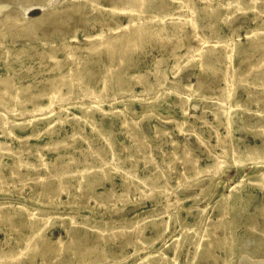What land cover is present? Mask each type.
Returning <instances> with one entry per match:
<instances>
[{
    "label": "rangeland",
    "instance_id": "374dc122",
    "mask_svg": "<svg viewBox=\"0 0 264 264\" xmlns=\"http://www.w3.org/2000/svg\"><path fill=\"white\" fill-rule=\"evenodd\" d=\"M3 1L0 19L9 14L17 21L0 23V77L9 78L7 90L0 82V249L34 239L31 212L51 217L43 235L65 245L49 255L53 264H146L147 255L152 264L164 257L239 264L245 252L264 264V191L251 183L264 167L226 166L211 179L192 176L179 159L185 146L202 167L210 162L207 150L218 152L219 135L240 152L261 143L245 125L264 118V0L228 17V0H190L189 7L187 0H151L146 15L156 18L134 19L146 27L143 37L112 60L106 44L88 37L120 32L130 21L114 8L120 0ZM193 30L204 37L201 58L185 53L188 43L198 47ZM226 43L234 45L229 58ZM257 59L263 65L244 75L228 101L236 106L226 129L211 112L224 73ZM60 77L62 92L72 84L61 101L25 100ZM126 171L140 177L138 189L123 184ZM181 172L192 176L182 183L192 185L178 187ZM151 181L157 188L146 191ZM175 192L182 200L168 214ZM135 224L144 227L137 251L129 244ZM208 225L212 248L200 257L193 241ZM97 229H105V239H97ZM32 254L23 251L22 264H31ZM34 257L39 264L40 253Z\"/></svg>",
    "mask_w": 264,
    "mask_h": 264
},
{
    "label": "bare ground",
    "instance_id": "6f19581e",
    "mask_svg": "<svg viewBox=\"0 0 264 264\" xmlns=\"http://www.w3.org/2000/svg\"><path fill=\"white\" fill-rule=\"evenodd\" d=\"M94 1V0H92ZM187 6L189 7L190 0H187ZM151 0H120V6H115L116 10L122 11L127 13V15L131 18L130 21L124 25V26H118V29L121 30L117 33H110L107 36H102L101 34L96 36H90L88 37L89 40L95 41L98 40L99 44H106V48H104L105 53L109 56L110 60L114 59L120 54V50H130L128 46L131 45V43L136 39H141L145 32L146 27L144 26L143 22H140L139 24L134 21V19H139L142 15H145L146 20L145 22H148V20H154L157 15H146L147 9L149 5L151 4ZM227 10V17L232 15L236 11H242L244 12L247 8H254L256 9L258 6V0H228L226 2ZM8 5L4 3L3 0H0V14L3 12L5 8H7ZM17 21V18L10 16L9 14H5L3 19H0V23L7 24L9 22ZM144 22V23H145ZM192 37L196 39L197 42H195L198 47L195 50V47L188 43L186 45V54L192 53L196 57H203L204 55V43L203 39L204 37H201L196 30L192 31ZM182 46V41H177L175 44L176 48H180ZM233 44L226 43L225 53L227 57L229 58L233 52ZM77 47H70L69 50L71 53V50H74ZM264 48V47H261ZM122 59H120L121 61ZM263 65V61L261 59H257L254 63L247 61L246 69L241 72H237L235 69H230L224 73L223 80H224V86L220 90V93L218 94L217 101L215 106L211 109V112L215 118V120L220 121L221 118L225 119V128H229L230 124V117L231 112L234 109V106L231 102H228L232 95L234 88L239 81L244 80V75L246 73H249L254 70H259V68ZM62 77V76H61ZM60 79L55 80L54 78H48V81L51 84L50 89L44 90V91H38L35 94H29L25 100H32L34 97H43L48 96L49 98V105L53 102H59L63 99L66 93L70 92L72 89V84H67V90L66 92H62V86L63 83L60 81ZM156 84L160 83L161 76H157L156 78ZM9 78L6 77H0V82H2L5 85V90H7V87L9 86ZM27 86H21V91L26 90ZM17 95V94H16ZM23 100V101H25ZM22 101V100H20ZM229 103V104H228ZM180 104L182 107L184 106L182 103V100L180 101ZM42 108V106H39ZM206 109V106L204 107ZM183 113H185L184 107H183ZM246 129L250 131L253 134V137L261 139V143L254 144V145H245V149L240 152L235 145H232L229 143V141L226 140V135H219L217 137V146H218V152H211L207 150V158L210 162L203 165L202 167L197 164L198 157H193L192 154L189 152V150L183 146L180 150L179 159L180 162L183 164L185 170H192L193 173L192 176H198L202 173H208L209 177L212 179L215 176L220 175L223 172L224 167L231 166V167H240L245 165H251L255 168L258 167H264V118L262 116H257L256 120L251 125H245ZM197 140L201 142L200 137L197 135ZM174 145L176 144L173 141ZM191 175H184L182 172L180 173V178H183L181 182H179L178 187H188L192 185L193 183H182L186 182L188 178L192 177ZM140 177L132 175L128 171H126L125 174L122 176V182L124 185H126L127 188H130L133 186L134 188L138 189V184L136 182H140ZM254 186L264 191V172L257 170L254 180L251 182ZM155 188H157L156 183L154 181H151L149 183H145L144 189L146 191H153ZM238 185H235L233 189H237ZM182 200L181 197L175 192V200L173 203H166V211H168V208L175 205L176 203H179V201ZM264 211V207H263ZM169 214V211H168ZM28 217L30 219L29 228H31V235L34 237V239L31 241H27L25 245L22 248H15L10 247L7 251H2L0 249V258L3 256H8L12 259V261L15 262V264H22L23 260L21 259V253L23 251H31L33 252L32 256L29 258L31 260V264L34 262V254L36 252H39L41 255V261L38 262L39 264H53L52 257H49L50 254L53 252L55 254H59L63 248L64 243L61 239H57V241L52 243L47 239L45 235H43L44 228L46 226H49V221L51 217H37L35 214L29 212ZM72 219V218H71ZM152 225L156 226L157 224L155 222L152 223ZM254 227V226H253ZM66 232L69 233V229L65 228ZM104 231L105 229H97V239L104 238ZM143 231L144 227L141 225H133V229L131 231L129 240V244H131L135 251H137V241L143 242ZM212 231V229L209 227V225L205 228V232L201 235V239L199 241H193L196 245V252L197 256L200 257H206L210 254L211 251V243L207 242V237ZM46 237V238H45ZM180 247V239H175L173 242V248L172 251L174 253V260H176V256L178 253ZM93 249L88 248L87 252H92ZM146 264H152L153 261L150 260L151 258L149 255L145 256ZM12 261L9 263L11 264ZM162 264H176L175 262L171 263L170 258L164 257L161 261ZM239 264H261V261L259 260H251L247 253H243L241 256V259L239 261Z\"/></svg>",
    "mask_w": 264,
    "mask_h": 264
}]
</instances>
